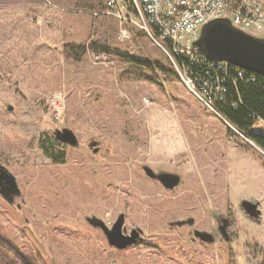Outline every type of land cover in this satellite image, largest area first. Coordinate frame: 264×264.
I'll use <instances>...</instances> for the list:
<instances>
[{"label": "rangeland", "instance_id": "374dc122", "mask_svg": "<svg viewBox=\"0 0 264 264\" xmlns=\"http://www.w3.org/2000/svg\"><path fill=\"white\" fill-rule=\"evenodd\" d=\"M140 30L103 0H0V164L19 188L0 194V264H264V152ZM51 98L64 107L58 120ZM62 128L78 145L57 139L56 160L42 142ZM143 164L180 183L165 189ZM243 198L259 202V223ZM121 212L143 238L123 249L85 220L110 226ZM216 214L231 217V239L193 238ZM188 216L193 225H169Z\"/></svg>", "mask_w": 264, "mask_h": 264}, {"label": "built area", "instance_id": "2783aa9c", "mask_svg": "<svg viewBox=\"0 0 264 264\" xmlns=\"http://www.w3.org/2000/svg\"><path fill=\"white\" fill-rule=\"evenodd\" d=\"M121 6L134 17L121 13ZM105 11L130 20L150 37L166 54L185 86L217 115L213 103L223 91L228 61L207 58L193 41L210 20L226 17L230 23L250 34H264V0H104ZM122 37L124 30L121 29ZM242 69V68H241ZM238 74H243V70ZM51 118H60L63 104L58 98L49 100Z\"/></svg>", "mask_w": 264, "mask_h": 264}, {"label": "water", "instance_id": "95a60500", "mask_svg": "<svg viewBox=\"0 0 264 264\" xmlns=\"http://www.w3.org/2000/svg\"><path fill=\"white\" fill-rule=\"evenodd\" d=\"M193 46L211 60L228 61L234 66L264 76V34L262 36L250 34L233 26L226 17L214 18L204 24L200 36L193 41ZM8 108L11 109L12 106L8 105ZM219 116L237 133L243 135L222 115ZM53 133L65 143L77 145V137L71 129H55ZM95 142L94 140L89 145ZM96 149L94 148V151ZM262 151L264 152V150ZM142 168L147 176L158 180L165 189L171 190L180 183L181 178L178 173L163 170L156 171L147 164H143ZM0 194L8 200H11L14 195L19 194V188L14 175L2 164H0ZM239 206L248 218L253 219L257 223L261 221V209L257 200L243 198L240 200ZM220 215H215V218L220 221L218 223V230L224 240L228 241V227L231 222L226 215ZM85 220L88 224L103 232L108 245L119 249L126 248L143 239L141 236L142 229L139 227H132L127 232L126 227L123 226L124 214L122 212L117 215L110 226L96 215H86ZM193 223L194 218L188 216L184 219L170 221L169 225L181 226L183 224L193 225ZM215 233V229L208 231L195 228L193 230V238H198L205 242H213L215 240Z\"/></svg>", "mask_w": 264, "mask_h": 264}, {"label": "trees", "instance_id": "16d2710c", "mask_svg": "<svg viewBox=\"0 0 264 264\" xmlns=\"http://www.w3.org/2000/svg\"><path fill=\"white\" fill-rule=\"evenodd\" d=\"M92 45L97 47L95 42ZM127 59L136 63L143 62L144 65L149 64L148 60L130 56ZM237 69L241 68L229 64L228 75L221 81L223 91L215 99L213 107L237 130L264 150V76L245 69H241L243 74H238ZM57 142L59 141L54 135L42 142L43 150L56 160L62 157L61 149L56 146Z\"/></svg>", "mask_w": 264, "mask_h": 264}, {"label": "flooded vegetation", "instance_id": "af4514ba", "mask_svg": "<svg viewBox=\"0 0 264 264\" xmlns=\"http://www.w3.org/2000/svg\"><path fill=\"white\" fill-rule=\"evenodd\" d=\"M53 135L58 139V140H60L54 133H53ZM60 136V135H59ZM60 141H62V140H60ZM62 142H64V141H62ZM92 142V141H91ZM65 143V142H64ZM90 143V142H89ZM77 145H78V140H77V143H76ZM158 181V180H157ZM161 184V183H160ZM228 218H229V221L231 222V217L230 216H227ZM248 218V217H247ZM249 220H252L253 222H255L253 219H250V218H248ZM220 221H219V219H216V222H215V224L212 226V227H210V229L208 230V231H212L213 229H215L216 230V233H215V236L216 235H219L220 236V238L222 239V240H224V238L222 237V235L220 234V231L218 230L219 229V227H218V223H219ZM230 225H231V223H230ZM217 239V236L215 237V240ZM231 239V235L229 234V240Z\"/></svg>", "mask_w": 264, "mask_h": 264}, {"label": "crops", "instance_id": "0c3cea01", "mask_svg": "<svg viewBox=\"0 0 264 264\" xmlns=\"http://www.w3.org/2000/svg\"><path fill=\"white\" fill-rule=\"evenodd\" d=\"M120 8H121L122 13L129 15L130 12H129L127 9H125L123 6H121ZM140 31H141V30H140ZM140 31H139V33H140ZM141 32H142V31H141ZM142 33H143V35H144L145 37L147 36L144 32H142Z\"/></svg>", "mask_w": 264, "mask_h": 264}]
</instances>
